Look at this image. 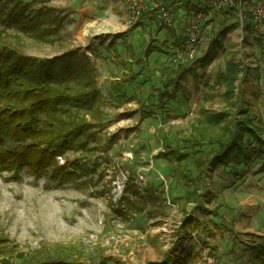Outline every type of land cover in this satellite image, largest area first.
I'll list each match as a JSON object with an SVG mask.
<instances>
[{"label": "rangeland", "instance_id": "rangeland-1", "mask_svg": "<svg viewBox=\"0 0 264 264\" xmlns=\"http://www.w3.org/2000/svg\"><path fill=\"white\" fill-rule=\"evenodd\" d=\"M23 1L55 9L62 18L59 35L50 44L0 26V49L45 61L84 52L104 97L103 119L89 152L63 157L81 166L69 181L54 179L52 169L38 181L27 172L20 182L0 173V262L65 257L95 264L112 257L125 264L162 263L180 232L187 237L183 249L201 253L191 264H248L251 247L264 245V145L246 168H211L207 188L199 184L206 193L190 202L184 196L190 186L179 177L176 161L162 152L164 137L182 143L203 111L226 109L216 80L232 55L242 71L239 100L249 105L248 117L264 126V39L236 29L224 50L200 68L194 61L208 51L213 32L208 34L189 63L198 79L182 78L186 97L161 106L155 91L174 75L172 66L180 59L174 44L178 21L175 29H157L150 18L151 26L130 28L126 0ZM149 47L154 52L147 56ZM186 216L204 230L194 224L184 233Z\"/></svg>", "mask_w": 264, "mask_h": 264}, {"label": "trees", "instance_id": "trees-1", "mask_svg": "<svg viewBox=\"0 0 264 264\" xmlns=\"http://www.w3.org/2000/svg\"><path fill=\"white\" fill-rule=\"evenodd\" d=\"M193 1L163 0V3L176 15L181 7L187 12L199 9L195 5L196 0ZM244 1L249 7L253 6L254 0ZM178 2H182V6L174 7ZM248 18L251 22V11ZM150 20L154 19L151 17ZM0 26L16 29L38 41L52 44L62 28V18L53 8L37 9L33 3L23 0H0ZM238 26L233 16L224 15L219 19L208 51L194 64L200 68L210 64L214 56L224 50L227 35ZM174 36L177 39L174 44L178 47L177 31ZM153 52L150 47L145 51L147 56ZM262 52L264 54V49ZM189 63L175 61L172 66L174 75L168 76L156 89L161 106L165 101L178 103L186 97L182 78L192 75L194 80L198 79L196 68ZM241 73L237 56H230L224 72H220L216 80V84L223 88L226 109L218 113L203 111L192 134L182 143L174 145L170 139L163 138L162 156L172 157L176 161L179 177L190 186L184 195L189 202L198 201L201 194L206 193L199 184L207 188L206 180L211 168L223 165L231 171L240 167L243 169L255 156L262 155L264 126L257 125L254 119L248 117L249 105L239 100L242 95L239 86ZM211 98L214 99L213 96ZM103 103L104 97L97 88L91 59L84 52L73 50L45 61L26 57L12 47L0 49V173H11L9 181L20 182L23 173L27 172L38 181L52 169L54 179L61 182L72 179L81 166L66 159L63 165H59L57 158H63L67 153L89 152L90 144L97 143L96 131L102 124ZM190 169L194 170V176H188ZM193 221L191 217L184 218V233L194 224V229L204 230L199 220H196L197 223ZM186 240V235L179 232L162 263L152 264L194 263L201 253L192 247L191 251L183 249ZM200 241L206 243L204 239ZM250 250L253 256L248 264H264V245H253ZM1 260V264H9L5 258ZM37 264L87 263L56 257ZM95 264L125 263L104 257Z\"/></svg>", "mask_w": 264, "mask_h": 264}, {"label": "built area", "instance_id": "built-area-1", "mask_svg": "<svg viewBox=\"0 0 264 264\" xmlns=\"http://www.w3.org/2000/svg\"><path fill=\"white\" fill-rule=\"evenodd\" d=\"M130 13V28L148 26L147 19L152 17L155 28L168 29L176 26L178 21L179 46L176 51L184 62L191 61L197 56L200 47L212 34L219 24V19L233 16L239 23L238 29L244 33L249 30L264 39V1H253V6L246 4L244 0H196V11L172 14L170 8L164 6L163 0H126ZM194 2L193 0H190ZM178 2L174 7H181ZM182 9V7H181ZM253 13V19L249 22L248 14ZM224 14L223 16L221 14ZM151 26V24L149 25ZM61 164L63 158L58 157Z\"/></svg>", "mask_w": 264, "mask_h": 264}, {"label": "crops", "instance_id": "crops-1", "mask_svg": "<svg viewBox=\"0 0 264 264\" xmlns=\"http://www.w3.org/2000/svg\"><path fill=\"white\" fill-rule=\"evenodd\" d=\"M232 34V33H231Z\"/></svg>", "mask_w": 264, "mask_h": 264}]
</instances>
